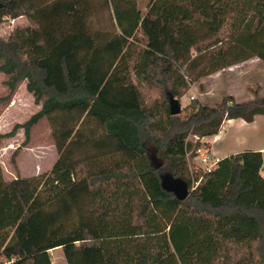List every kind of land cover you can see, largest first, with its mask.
Masks as SVG:
<instances>
[{
  "label": "trees",
  "instance_id": "trees-1",
  "mask_svg": "<svg viewBox=\"0 0 264 264\" xmlns=\"http://www.w3.org/2000/svg\"><path fill=\"white\" fill-rule=\"evenodd\" d=\"M104 9L117 31L95 26ZM22 16L27 25L0 36V102L25 81L40 108L0 136L22 129L26 145L46 118L58 157L48 173L11 180L0 167V259L53 264L49 251L60 248L64 264H264L261 152L222 158L194 189L186 164L198 146L189 133L251 122L264 96L197 102L186 117L168 108V94L179 99L200 77L264 61V0H147L143 9L137 0H0V20ZM130 73L163 91V116L143 105ZM89 121L100 137L83 128ZM228 242L247 258L225 260Z\"/></svg>",
  "mask_w": 264,
  "mask_h": 264
},
{
  "label": "rangeland",
  "instance_id": "rangeland-1",
  "mask_svg": "<svg viewBox=\"0 0 264 264\" xmlns=\"http://www.w3.org/2000/svg\"><path fill=\"white\" fill-rule=\"evenodd\" d=\"M146 2L147 0H140V2H138L139 7L143 9ZM93 20L95 26L102 31L110 33L117 31V28H115L109 17V11H107V9L102 10L98 17L95 19L93 18ZM25 25H27L26 18L18 17L10 19L5 17L0 20V36L6 38L15 28L24 27ZM254 76H256V78H254ZM259 76L258 74H246L244 79H247L248 77L251 78V80L252 78L258 80ZM218 77V79L212 80V78L207 75L200 77L193 82H190L188 79L190 84L178 99L181 107L179 115L182 117L188 116L198 106L197 102L210 107H215L221 101L223 96L231 94V89L236 97V101H243L241 98V95L243 94L240 85L242 80L241 77L236 75H233L232 77ZM129 79L137 85V88L141 93L143 105L153 108L159 107L161 109L160 116H163L161 108L163 91L156 86L138 83L132 73H130ZM4 80L5 76L0 72V96L5 95L6 86ZM250 94L252 93L250 92ZM39 106L40 104L34 103L32 94L26 90L25 81L21 82L9 101H6V103L0 102V134L11 130L15 123L26 121L40 108ZM238 122L237 119L233 122H227L222 129H220L219 136L225 134V137L223 140L219 139L218 144L221 145L224 143L226 150H232L238 144L250 145L251 142L256 139L257 135L264 133L263 115L258 116L255 121L250 123L240 125ZM82 126L87 131L91 130L92 134L95 135V138L102 135L100 128L95 126L92 121L86 122ZM51 131L52 124H50L46 118H42L32 126L29 141L26 145H22L24 140L22 129H18L13 137L0 136V167L4 179L11 180L16 177H27L41 173H48L50 171L58 157ZM196 137L199 136L189 133L187 139L198 145L201 144V140L199 139H202V142H204L211 151V144L208 141V137L210 136L199 137L198 139ZM146 146L150 158L156 163L159 158L155 157L153 151L154 146L149 141ZM194 149L195 147H192L186 156L188 175L192 179V186H195V183H193L195 179H201L202 181L203 178L202 168L196 158ZM76 153L77 151L74 150V157ZM164 180L165 183H171L169 177H164ZM220 253L225 260L230 262L241 258H247V250L245 247L231 242L224 243ZM49 254L53 264H57V262H60V259L64 257L60 248L51 249Z\"/></svg>",
  "mask_w": 264,
  "mask_h": 264
},
{
  "label": "crops",
  "instance_id": "crops-1",
  "mask_svg": "<svg viewBox=\"0 0 264 264\" xmlns=\"http://www.w3.org/2000/svg\"><path fill=\"white\" fill-rule=\"evenodd\" d=\"M137 2H140V0H137ZM22 18H25V17L22 16ZM255 73L258 74V76L260 75L258 80L254 79V78H256V76H254V78H252V80H251V78H248V77H247V79H244L246 74L256 75ZM233 75H236V76L242 78L240 85H241V89L243 92V94L241 95V98L243 99V101L252 99L256 94H257L256 96H264V61H262L258 57H251V58H248V59L243 60L241 62L235 63L231 66L219 69V70L211 73L208 76H210L212 78V80H214V79H218L219 78L218 76L232 77ZM250 92L252 94H250ZM230 93L231 94H227V95H232L234 97V99L236 100V97L234 96L232 89H231ZM258 116H262V115L261 114L255 115L254 119L251 122L255 121V119ZM234 120L235 119L224 120L222 122L220 129H222V127L227 122H233ZM237 120L239 121L238 123L240 125L245 124V123H250V122H245L244 120L239 119V118H237ZM220 129H219L217 134L208 137V141L211 144L210 148H211L212 154H214L215 156L222 159L226 156H229L231 154L241 152L244 150L259 151V152H261L262 157H263V165L261 168V173H262V175H264V139H263L264 133L257 135L256 139L253 142H251L250 145L238 144L234 148L232 146V148H233L232 150H229V149L226 150L224 143H222L221 145L218 144V140L219 139L223 140L225 137V134H223L222 136H219ZM229 135H230V133H229ZM64 263H65L64 257L62 259H60V262L59 261L57 262V264H64Z\"/></svg>",
  "mask_w": 264,
  "mask_h": 264
},
{
  "label": "built area",
  "instance_id": "built-area-1",
  "mask_svg": "<svg viewBox=\"0 0 264 264\" xmlns=\"http://www.w3.org/2000/svg\"><path fill=\"white\" fill-rule=\"evenodd\" d=\"M196 138L198 139L199 137ZM199 140H201V144L198 145V147L195 149V155L199 161L200 167L202 168V173L207 174L212 172L217 167L220 159L219 157L211 153L206 144L202 142V139ZM200 181L201 179H195L193 181V183H195V186L191 185V189H194L200 183ZM0 264H13V261L0 259Z\"/></svg>",
  "mask_w": 264,
  "mask_h": 264
},
{
  "label": "water",
  "instance_id": "water-1",
  "mask_svg": "<svg viewBox=\"0 0 264 264\" xmlns=\"http://www.w3.org/2000/svg\"><path fill=\"white\" fill-rule=\"evenodd\" d=\"M168 108L170 115H178L181 111L179 100L176 99L173 95L168 94ZM168 189L173 190L178 195V189L175 186H169ZM184 196L187 194V191L184 189Z\"/></svg>",
  "mask_w": 264,
  "mask_h": 264
}]
</instances>
